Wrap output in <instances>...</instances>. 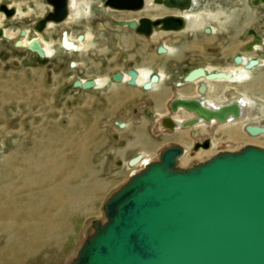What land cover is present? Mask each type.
<instances>
[{
  "label": "bare ground",
  "instance_id": "1",
  "mask_svg": "<svg viewBox=\"0 0 264 264\" xmlns=\"http://www.w3.org/2000/svg\"><path fill=\"white\" fill-rule=\"evenodd\" d=\"M35 1L36 4L28 2L25 5L14 4L13 7L7 6L8 8H13L15 10V14L11 18L14 19L15 17H28L29 15L27 14H30V12L34 11L33 14L37 13V15L39 14L40 16L36 20L38 21L47 11L51 10L52 8L50 4L48 5L46 3L44 4L47 6L46 8H44V4L39 3L40 1L38 0ZM194 2L195 0H192V4H194ZM262 3H264V0L262 1ZM149 4H151V6L153 7L159 3H156L155 0H143V6L139 10H142L144 6H147ZM67 7L68 13L66 19L59 24L51 22L47 23L46 28L41 33L33 29L34 24L36 23L35 21L30 28V31H33L35 35L29 36L28 34L30 32L28 31V29H23L20 26L16 32V35H19L20 39H17L16 36H9L4 29L0 28L2 31L1 38L7 41L8 38H11V43H14V46L17 45L20 48L29 51H32L28 49L29 45L32 43V41L36 40L39 43L42 52L44 53L41 58L45 59L65 58L69 54L78 52L79 55H84L86 53L88 55V57L86 58L87 61L90 62V64H92L94 68L99 69L98 62L102 61L103 57H98V59L94 56V48H97L98 46V44L96 43V39L99 38L95 33H93L94 31L87 32L88 29L87 31H81L82 29L78 30L74 28L75 31L70 32V30H68L67 28H63L58 33V38L54 39L53 35H55L56 33V26L60 24H67L72 21H74L75 24V22H78V20L82 16L89 15L93 11L92 7L98 9V11H100L103 15H107V10L110 8L104 5V1L94 3L93 0H68ZM190 8L182 11L179 10L177 12V16L182 17V19L184 20V27L180 31H186L188 34H192L194 30L202 26L203 18L204 21L207 19H211L210 14L205 15L204 17L200 14L190 12ZM131 12H138V10H134ZM168 15L172 14L168 13ZM216 16V21L218 24V22H221L219 20L221 13L219 12ZM160 17L148 18L153 21L154 19ZM140 18L142 17L133 19L111 18L110 21L112 24L118 27H126L128 30L136 33V30L130 29L127 26V23L131 21L138 23ZM219 24L218 26H220ZM205 29L206 28L203 27V34H212V32L214 31V29H210V27L208 28V32H205ZM218 29L223 30V28L221 27H219ZM63 31L66 33L67 40L73 44L74 49H66L62 45L60 38L62 37ZM156 32L157 35H155L153 38L159 42L163 41L166 33H175L174 31H162L160 29V25H158L157 27L153 26L150 36H152ZM115 35V46L120 47V41L117 38L118 34ZM80 36L81 38L79 39ZM153 38L150 40L153 41ZM255 39H259L260 42L258 44H252L251 51H246V45V47L243 48L246 53H252L256 51L262 44H264V38L259 37ZM255 39H253L251 42H253ZM175 42H177V39H171L161 42L162 45L160 46L163 47L165 51L158 52V48L160 47L158 46L156 48L155 55H167L171 53L172 46ZM128 43H126V45H129ZM210 44L211 42L209 44L204 43V40L200 41L199 43H190L189 45L187 44V52H189L190 55L197 54L196 56H206L207 58H210V56L213 55L212 57L218 59V56H222L223 54L221 52V48L219 47H223L224 44L221 42H217L216 44L211 45ZM174 45L178 46L179 44ZM213 45H216L215 52L209 50V47ZM231 45H233V43ZM206 46L209 47L207 48ZM141 48L145 49V47ZM32 53L38 55L35 51H32ZM142 56L144 58L146 57L144 54ZM120 57L128 58L125 53H121ZM239 57L241 58L240 62H236L234 57L230 66H226L221 69L219 68L217 70H213L211 66L198 67L204 71V76H199L198 78L190 82L185 81L184 79V77L190 71L181 75L177 80L174 79L172 83L166 81L172 76V74L166 76L165 74L168 73H164L162 69H160V71H157V79L152 82H150L152 74L142 68L128 67L123 71L115 72L120 73V80H113L112 82L116 85L125 83V92L127 96L136 97L138 95L137 93L140 92L139 90L136 91V88L138 87L145 91V93L148 92L151 102H153L150 108L154 113V127L162 129L167 133L170 131L175 132L174 135H176L175 139L168 140L167 142L165 141L163 146L159 147L155 154H150L147 151L140 150L132 151L130 157H128L131 159L140 155V159L136 164L132 166L129 165L131 168L130 177L144 169L148 163L154 162L155 160L158 161L161 151L166 146H170L173 144L179 145L183 149V154L177 160V167H179L178 165L180 159L185 156L190 149L193 154L195 152V154L200 153V156H208L211 154L215 155L219 152L237 151L238 146L233 148L231 144L233 142L237 144H252L251 142L244 140V137L241 138L240 133L236 128L225 130V136L223 137V139L218 137V129L220 127L225 125L229 126L230 124L233 125L241 122L244 118H248L251 111L256 107V105L252 102L253 98L248 94L245 86H248L250 84V82H247L249 73L252 70L264 66V58H245L242 56ZM75 58L68 61L67 69L78 67L77 63L79 61H77V59ZM252 59H255L257 61V64L253 67H248V62ZM148 61L149 63L152 62L151 60ZM105 63L106 62L100 64ZM156 64H154L153 66V68L155 69ZM130 70H133L136 73L135 77L128 73V71ZM218 72L223 73L225 77L220 79H207L206 75ZM115 73H112L109 78H107V76L98 77L96 75V77H82L77 80H79V82L81 83L87 80H92L94 82V86L92 88H80L82 91L97 90L104 87L106 84L109 85V81L110 79H112V76ZM169 73H171V71ZM131 80L133 81L132 84H130L129 82ZM147 82L150 83V88L144 89L143 85ZM17 84L18 86H16L15 89L16 94H9L7 98H12L13 96V98L17 100L21 98L25 106L26 104L27 106H32L30 105L31 103L38 102L37 99H40V96H27L28 93H26L25 90V87L29 86V82L27 80L22 77L21 82ZM225 84L229 85L230 87H227V85L224 87H220L221 85ZM202 85L204 86L205 90L200 92L199 88ZM211 94L214 96H212ZM176 98L183 100L195 99L203 107L211 109H218L222 105L236 103L240 108V115L238 117L229 116L226 122H221L217 119L206 120L205 117L199 115L198 113L189 112L187 109L181 106L177 107L176 110L173 111L170 104L171 101ZM16 117V120L19 121L17 122L18 126H20V130L16 132L18 144L7 163H5V165H3L0 169V264H46L47 260L43 258V254L45 252L52 251V247L58 246L59 242L62 241L61 238L64 233L69 230L68 224L73 218V214H75V212H73L74 206L68 207V201H72L74 205L78 202V199H80V201L84 200V202L88 200L92 201V198L101 193L95 190L96 186H94V184H89L82 188L79 187L77 190H71L69 192V195L71 197L74 193L76 194H74V196L70 199L65 197L66 195L64 191V189L69 185L73 187L72 185L75 183L76 177L82 174V170H84L82 166L84 165L83 163L88 164L87 156L89 155L85 148V143L94 136L96 131L94 126H88L84 136L78 137L72 135L74 126L64 129L59 128L55 124L51 125L52 127H49V129H44L43 126H40L35 130H31L24 123V119L29 118L30 116H27V114H19ZM164 119H170L173 122L174 127H167L164 124ZM248 124L264 127V122H252L244 124L243 130L244 127ZM113 125L118 128H123L125 127V122L122 120H117L113 122ZM137 128L138 129L135 131L136 134L141 135L145 130L142 124H138ZM201 129H203V132L199 131ZM244 132L247 136L252 138L264 136V133H260L258 135H249L245 130ZM24 135L28 136L24 137ZM115 139L116 143L111 145L112 147H124L125 144L131 140L140 147H142L143 145L141 139H136L135 136L130 133H126L122 136H115ZM205 139H207L209 142L208 147H198L197 149L193 148L195 142H202ZM188 141H191L192 148H188L182 145L183 143ZM150 144L151 143H149L148 145ZM111 148H106L104 150V153H109ZM213 148H215V150L213 151V153H211ZM129 158L127 159L128 161L130 160ZM194 159H197V157L190 158V161H193ZM81 193L85 194L86 196L81 195ZM92 233H94V231L89 227V229L87 230V236L89 237ZM52 235L53 242L50 244L49 242H46L45 237L49 238ZM77 251L78 250L75 251L74 255L69 257L66 264H74Z\"/></svg>",
  "mask_w": 264,
  "mask_h": 264
},
{
  "label": "rangeland",
  "instance_id": "2",
  "mask_svg": "<svg viewBox=\"0 0 264 264\" xmlns=\"http://www.w3.org/2000/svg\"><path fill=\"white\" fill-rule=\"evenodd\" d=\"M38 1H40L39 3L41 4H44L45 2L43 0ZM93 1L94 3H99L104 0ZM28 2L36 4L35 0H0V4L12 7L14 4L25 5ZM255 4H257L256 0H195L194 4L191 5L190 12L200 14L204 17L205 15L210 14L211 19L204 21L203 18L202 26L194 30L192 34H188L186 31L166 33L163 41L177 39L178 43L175 42L174 44H179L180 52L178 57H181L180 59L183 60L182 63L179 62L177 64L178 66H173L169 70L166 66L167 71H171V74L173 75L172 79H178L181 75L196 67L211 66L213 70H217L219 68L221 69L230 66L232 64V59L237 56L245 58H264V44L252 53H246L243 49L253 39L259 37L264 38V15L248 16L249 13H246V11L249 12V10H247L249 5L251 8L256 9L257 6H255ZM46 6L47 5L44 4V8H46ZM155 8V6L152 7L151 4H149L144 6L142 10H138V12L108 9L107 15H103L98 9L92 7L93 11L89 15L82 16L78 22H75V24L74 21H72L67 24L56 26V33L53 35L54 39L58 38V33L63 28H67L70 32H74V28L78 30L82 29L81 31H87L88 29L87 32L94 31L93 33L99 37L96 39L98 46L97 48H94V56L97 58L103 57L104 61L103 58L102 61L106 62L105 64H100L103 62L99 61V69L94 68L92 64L88 63L86 59L88 55L86 53L84 55H79L78 52L69 54L65 58L45 59L32 53V51L22 49L17 45L14 46V43H11V38H8L7 41L0 37V169L5 163H7L18 144L16 132L20 130V126H18L17 122L19 121L16 120V116L19 114H27V116H30L29 118L24 119V123L31 130H35L40 126H43L44 129H49V127H52L51 125L55 124L59 128L64 129L74 126L72 135L78 137L84 136L88 126H94L96 131L94 136L85 143V148L89 155L87 156L88 164L83 163L84 165L82 166L84 170H82V174L76 177V181L72 185L73 187L69 185L64 191L66 195L65 197L70 199L76 194L74 193L71 197L69 195L71 190H77L79 187L82 188L89 184H94V186H96L95 190L101 193L92 198V201L88 200L84 202V200L80 201V199H78V202L75 203V205L72 201H68V207L74 206L73 212H75V214H73L74 216L68 224L69 230L64 233L61 238L62 241L59 242L58 246L52 247V251L43 252V258L47 260L46 264H66L69 257L74 255L76 250L79 251L81 244L88 238L87 230L89 227L95 231L93 227L95 222L99 221L100 223H103L105 221L103 210L104 202L130 178L131 172V168L128 165L129 161L127 159L131 155L129 149L131 143L134 141L131 140L127 142L125 147L111 146L116 143L115 136L125 135L131 131V128L128 127L123 130V128L116 127L113 125V122L117 121V119L110 117V113H107L111 104L110 96H108L109 92L112 91L113 88L114 91H123L126 84L121 83L116 85L112 82L113 80L110 79L109 83H113V86L105 85L97 90L82 91L80 88L74 87L73 82L82 77L92 78L96 77V75L98 77L107 76V78H109L112 73L123 71L128 67L142 68L152 75H157V71H160V69L156 64L158 59L154 60V58L162 55H155V52L156 48L162 44L161 42H163H159L153 38L157 35V32L150 36V38L134 33L126 27H118L110 21L111 18H154L168 15V13L177 14L168 9ZM33 12L34 11L27 14L29 15L28 17H15L14 19L6 18L0 13V28L4 29L9 36H16L17 39H20V36H17L16 32L21 26L23 29H28L30 32L28 34L29 36H33L35 33L30 31V28L40 17L39 14H33ZM219 12L221 13L219 19L221 22H218V24H222L225 21L223 26L227 28L226 31L218 29L219 27H223L221 25L218 26L216 21V15H218ZM242 14H246L244 15L246 17H243ZM240 15L242 16L241 20L244 21H240ZM203 27H210V29H214V31L212 34H203ZM115 34H118L117 38L120 41V47L115 46ZM152 38L154 39L153 41L150 40ZM203 40L204 43H223L224 46L219 47L223 53L222 56L220 55L218 56V59H215V57H212L213 55L210 56V58H207L206 56H193L187 52V44L199 43ZM126 43L129 45H126ZM230 43H233V45ZM141 47H145V49ZM215 48L216 45H213L209 47V50L215 52ZM139 49L140 51H138ZM121 53H125L128 58H121ZM143 54L146 56L145 58L142 56ZM74 58L79 61L77 63L78 67L67 69L68 61ZM148 60L152 61L150 62L151 64ZM154 64H156V69L153 68ZM160 64L163 66V62ZM256 70H261V72H263L264 66L252 70L249 73L248 82L253 83L252 74L254 71L256 72ZM22 77L29 82V86L25 87L26 93H28L27 96H40V99H37L38 102L30 104L32 106H27V104L25 106L21 98L19 100L13 98L14 96L12 98H7L9 94H16L15 89L16 86H18L17 83L21 82ZM172 81L170 83H172ZM226 85L227 84L221 85L220 87ZM228 86L229 85H227V87ZM137 90L141 93H145V91L139 87L136 88V91ZM146 94L148 95V92ZM128 97L136 98L133 96ZM255 99L256 100L252 99V102L256 107L251 111L248 118H244L241 122L236 124H230L229 126L225 125L218 129L219 138L223 139L225 136V130L236 128L237 131H239L241 138L244 137V140L252 143H231L233 148L238 146V150L245 145L264 147V136L252 138L247 136L243 130V126L246 123L264 122V95L257 94ZM143 113L147 118L146 120L149 124L150 132L159 133L160 136L156 134L158 139H163V137L168 138L170 135L175 134V132L170 131L167 133L162 129L154 127L155 118L153 111L149 112V110L145 109ZM147 131L149 130L147 129ZM199 131L203 132V129ZM26 136L28 135H24V137ZM188 143L190 144L184 146L192 148L191 141H188ZM162 146L163 145L161 144L160 147ZM109 147H112L111 150L109 153L105 154L104 150L106 148L109 149ZM214 150L215 148L212 149L211 153H213ZM147 152L155 154L157 150L149 149ZM199 154H195V152L193 154L191 149L188 150L187 154L180 159L178 166L186 169L194 164L204 162L213 156V154L208 156H200ZM193 157H197L198 160L194 159L193 161H190V158ZM81 195L85 194L81 193ZM45 239L46 242L51 244L53 242V235L49 238L45 237Z\"/></svg>",
  "mask_w": 264,
  "mask_h": 264
},
{
  "label": "water",
  "instance_id": "3",
  "mask_svg": "<svg viewBox=\"0 0 264 264\" xmlns=\"http://www.w3.org/2000/svg\"><path fill=\"white\" fill-rule=\"evenodd\" d=\"M155 1L181 11L190 8V0H174L179 5L170 0ZM46 2L52 8L34 24L33 29L39 33L47 23L63 22L68 13L66 0L60 5L51 0ZM104 5L112 10L134 11L142 8L143 0H104ZM0 12L7 18L15 14L13 8L4 4H0ZM158 25L162 31L176 32L183 29L184 20L166 15L153 21L142 17L138 23H127L144 36H150L153 26ZM259 42L255 39L246 51ZM61 43L66 49H74L64 31ZM28 49L40 57L44 55L36 40ZM163 51L160 46L158 52ZM235 61L240 62L241 58L237 56ZM256 64L252 59L248 67ZM128 73L136 76L133 70ZM199 76H204V71L194 68L184 79L190 82ZM206 77L220 79L225 75L218 72ZM156 79L154 74L150 82ZM112 80H120V73H115ZM73 86L89 89L94 82L75 80ZM143 88H150V83ZM204 90L202 85L199 91ZM170 105L173 111L181 106L206 120L226 122L229 116L240 115L236 103L211 109L195 99L176 98ZM164 124L174 127L170 119H164ZM244 130L249 135L264 133V127L252 124ZM208 145L205 139L195 142L193 148ZM182 154L179 145L166 146L158 161L148 163L106 199L105 221L95 222V231L81 244L74 264H264V148L245 145L237 151L219 152L186 169L177 167ZM139 159L140 155L131 158L128 165Z\"/></svg>",
  "mask_w": 264,
  "mask_h": 264
},
{
  "label": "crops",
  "instance_id": "4",
  "mask_svg": "<svg viewBox=\"0 0 264 264\" xmlns=\"http://www.w3.org/2000/svg\"><path fill=\"white\" fill-rule=\"evenodd\" d=\"M256 1L258 2V0H256ZM257 4H260V5H257ZM257 4H255V6H257L256 9L251 8V6H250L251 4L249 5V7H247V10H249V12L246 11V13H249L248 16H251V15H253V16L262 15L263 16L264 15V3H262V4L257 3ZM244 15H246V14H244ZM244 15L242 14L243 17H246ZM242 16L241 15L239 16L240 21H244V20H241ZM224 22L222 24L220 23L219 25L223 26ZM222 28H223V31L227 30V28L224 26ZM228 41H230V40H228ZM209 43L210 42H207L206 44H209ZM95 46H97V45H95ZM206 47L208 48L209 46H206ZM179 52H180L179 46L173 44L171 53H169L167 55L157 56L154 58V60L158 59L156 61L158 68L162 69L164 71V73L165 72L168 73V74H165L166 76H168L169 74L171 75V73H169V71H167L166 66L168 67V69H170L173 66H178L177 64L179 62H181V63L183 62V60L180 59L181 57H178ZM191 55H193V54H191ZM193 56H196V55H193ZM162 62H163L164 67L161 66V64H160ZM88 63H90V62H88ZM171 77L173 78V75ZM252 77H253V79H252L253 83H250L248 86L246 85L245 87H246V90L248 91V94L254 100H256L255 97L257 94L258 95L261 94L262 96L264 95V71L261 72V70L260 71L256 70V72L254 71V73L252 74ZM172 78H169L166 81L171 82L173 80ZM247 80H249V78ZM109 85L113 86V84H111V83ZM125 91H126V87H124L123 91L122 90H120L119 92L114 91V88H113V90L109 92L108 96H110L109 98H110L111 104H110V108L108 109L107 113H110V117H112L114 119L124 121L125 127H123V130H125V128H128V127L131 128V131L128 133L135 136L136 139L142 140V143H143L142 147L143 148L138 146L134 142H132L130 145V149H129L130 152H132L133 150H145V151H147L149 149L157 150L161 146V144L162 145L164 144L165 141L167 142L168 140H173L176 138V135L175 136L170 135L171 136L170 138L169 137L168 138L163 137V139H158L156 134L159 135V133L150 132V129H149L150 127H149V124L146 120L147 118L143 113L145 109L149 110V112L151 111L150 107L152 106L153 102H151L149 95H147L146 93L138 92L137 93L138 96H136V98H129L126 95ZM212 96H214V95H212ZM166 100H167V98H166ZM135 122H139V123H135ZM138 124L144 125V128H145L144 132L141 135L135 133V131L138 129L137 128ZM147 129L149 131H147ZM161 137H162V135H161ZM149 143H151V144L148 145ZM189 144L190 143L187 142V143H183L182 145H189Z\"/></svg>",
  "mask_w": 264,
  "mask_h": 264
},
{
  "label": "flooded vegetation",
  "instance_id": "5",
  "mask_svg": "<svg viewBox=\"0 0 264 264\" xmlns=\"http://www.w3.org/2000/svg\"><path fill=\"white\" fill-rule=\"evenodd\" d=\"M43 1H45L44 3H46V4H48L47 2H46V0H43ZM51 1H53L56 5H60V4H62V2L64 1V0H51ZM171 1V3H173V4H180V3H177L176 1H174V0H170ZM67 2H68V0H66V5H67ZM192 4V0H190V5ZM5 5V4H4ZM49 5V4H48ZM156 8H161V9H165V10H170V11H172V12H178L179 10H178V8H168V7H165L164 5H162V4H156V6H155ZM155 8V9H156ZM172 15H176L177 16V14H172ZM11 18V17H10ZM61 34V33H60ZM60 40H61V38H60Z\"/></svg>",
  "mask_w": 264,
  "mask_h": 264
}]
</instances>
